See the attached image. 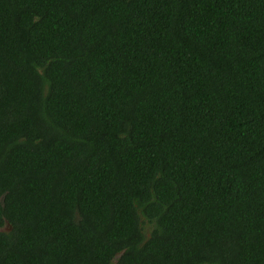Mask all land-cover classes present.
I'll return each instance as SVG.
<instances>
[{"label": "trees", "instance_id": "16d2710c", "mask_svg": "<svg viewBox=\"0 0 264 264\" xmlns=\"http://www.w3.org/2000/svg\"><path fill=\"white\" fill-rule=\"evenodd\" d=\"M0 264H264V0H0Z\"/></svg>", "mask_w": 264, "mask_h": 264}]
</instances>
